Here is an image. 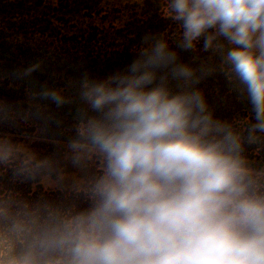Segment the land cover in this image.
Here are the masks:
<instances>
[{
    "label": "clouds",
    "instance_id": "9594fccd",
    "mask_svg": "<svg viewBox=\"0 0 264 264\" xmlns=\"http://www.w3.org/2000/svg\"><path fill=\"white\" fill-rule=\"evenodd\" d=\"M164 5L181 51L201 40L207 51L218 38L230 46L224 59L251 106L254 142L264 133V0ZM143 44L122 69L79 81L84 107L67 146L75 166L99 161L88 207L42 218L0 196V264H264V173L247 165L240 135L190 86L199 82L195 70L163 38ZM41 97L69 102L59 90ZM0 170L48 180L55 165L0 134Z\"/></svg>",
    "mask_w": 264,
    "mask_h": 264
},
{
    "label": "trees",
    "instance_id": "16d2710c",
    "mask_svg": "<svg viewBox=\"0 0 264 264\" xmlns=\"http://www.w3.org/2000/svg\"><path fill=\"white\" fill-rule=\"evenodd\" d=\"M28 2L0 0V134L27 145L38 158L53 161V179L74 174L76 181L51 188L40 177L22 182L11 171L0 170V196L27 203L42 218L50 212L64 214L88 207L87 189L98 173L99 161L75 166L67 146L75 137L84 106L69 111L67 103L57 107L41 94L59 90L67 99L66 83L78 86L84 73L102 78L122 69L145 46V36L166 40L178 61L195 70L199 82L190 86L202 93L215 120L240 135L247 165L264 173V133L256 132V140L248 141L255 121L246 93L225 62L230 46L223 38L207 51L202 40L194 51H181L176 47L180 29L165 18L164 0ZM33 65L39 67L24 76ZM176 85L177 81H170L171 87Z\"/></svg>",
    "mask_w": 264,
    "mask_h": 264
},
{
    "label": "rangeland",
    "instance_id": "374dc122",
    "mask_svg": "<svg viewBox=\"0 0 264 264\" xmlns=\"http://www.w3.org/2000/svg\"><path fill=\"white\" fill-rule=\"evenodd\" d=\"M36 1H38V0H36ZM54 1L55 0H44V1L42 0V2H44V4H46V5H50V3L54 2ZM108 1L111 3H114V4H120V3H124L126 1H133V0H108ZM12 2H14V0H3V3H6V4H9ZM28 3L31 5L30 0ZM66 88H67L66 93L68 95L67 100L69 101L67 103V109L69 111H72L76 108L84 106L79 99L78 86L72 82H69V83H66ZM74 181H76L75 175L74 174H67V175H61L57 179H53L52 177H50V179H48V180H43V183L45 186L52 188V187L60 186L63 184L71 185L72 183H74Z\"/></svg>",
    "mask_w": 264,
    "mask_h": 264
}]
</instances>
